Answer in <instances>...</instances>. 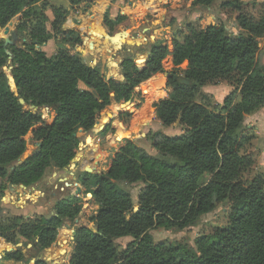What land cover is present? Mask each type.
I'll return each mask as SVG.
<instances>
[{
    "label": "trees",
    "instance_id": "trees-1",
    "mask_svg": "<svg viewBox=\"0 0 264 264\" xmlns=\"http://www.w3.org/2000/svg\"><path fill=\"white\" fill-rule=\"evenodd\" d=\"M213 1L195 0L208 6ZM239 2L228 0L225 4L235 6L242 33L230 34L223 24L209 25L201 30L192 28L183 41L173 43L174 62L189 61L193 84L182 85L173 80L172 96L160 100L155 110L164 126L180 118L181 134H154L152 146L160 158L129 141L116 153L107 172L93 174L98 185L95 199L99 203L95 226L75 230L70 264H264V174L251 180L242 178L254 162L249 154L240 152L253 139L252 134L244 133V120L264 106V64L256 57L259 38L264 36V1L258 19L243 14ZM47 4L46 0H0V28L17 20L16 28L30 40L27 48L5 45L0 40V186L3 181L29 185L51 165H69L78 144L76 129H91L99 111L110 103L109 92L124 101L140 96L139 86L151 76L157 77L168 53L166 45L155 42L140 65L132 59L125 60L127 69L120 82L104 79L98 67L85 64L66 49L49 57L35 49L50 37L43 24ZM60 10L53 7L54 15L60 17ZM117 18L111 21L105 15L104 23L116 22ZM54 23L60 26L62 22L56 16ZM67 32L75 36V44L80 43L82 34L77 28ZM89 32L93 37L90 27ZM262 44L264 47V40ZM8 49L14 62L12 74L17 92L10 88L1 69ZM222 70L237 71L243 77L239 101L234 102L231 95L225 99V116L210 112L191 99L200 82L215 78ZM79 81L85 89L78 87ZM19 97L52 107L54 118L48 121L40 113L23 110ZM28 132L35 140H41L39 150L14 165L13 161L25 150L24 136ZM205 173L210 180L200 185L199 179ZM113 180L145 184L136 211L130 196L119 190ZM224 200L231 203L227 223L199 237L196 249L154 244L151 227L186 228ZM78 208L75 199L65 201L49 219L26 223L18 232L26 238L37 236V244L43 250L53 241L62 216H72ZM8 230L9 226L0 224V236L9 239ZM126 235L136 243L130 244L119 258L114 241ZM33 264L48 262L36 259Z\"/></svg>",
    "mask_w": 264,
    "mask_h": 264
},
{
    "label": "rangeland",
    "instance_id": "rangeland-1",
    "mask_svg": "<svg viewBox=\"0 0 264 264\" xmlns=\"http://www.w3.org/2000/svg\"><path fill=\"white\" fill-rule=\"evenodd\" d=\"M46 1L48 4L44 11L47 19L43 24L50 37L46 44L38 45L35 49L44 51L49 57L66 49L71 55L81 58L85 64L98 67L104 79L120 82L127 69L125 60L132 59L140 65L148 58L150 48L155 42L166 45L168 53L162 61V71L155 74L157 77L153 79V75L139 86L140 96L136 95L129 101H124L118 98L115 92H109L110 103L99 111L91 129L88 131L81 127L76 129L78 144L69 165L63 168L51 165L39 180L29 185L7 181L1 183L0 224L9 226L7 233L10 238L0 236V264H33L36 259L45 260L48 264H70L75 247V230L81 226L90 228L95 226L94 216L99 209V203L95 199L98 185L95 183L93 174L107 172L116 153L129 141L145 153L160 158L161 155L152 146L154 134L158 132L163 137L181 134L180 118L164 126L155 110V105L160 100L172 96L173 80L182 85L192 86L193 84L192 79L189 78L191 75L189 71L192 69L189 61L184 60L180 64L174 62L173 43L183 41L192 28L201 30L209 25L223 24L230 34L243 32L235 18L237 13L235 6L225 4L228 0H214L209 6L197 4L195 0H130L131 9H127V14H119L116 22L105 24L109 28V30L105 28V33L109 35L119 30H126V34H123L124 42L121 49H116L120 45L116 47L108 45V40L111 41V39L106 38L103 42H98L99 47L95 50L91 48L94 47L92 45L81 46L84 53L88 51L92 53L84 55L80 53L82 51L79 49V43L73 42L75 36L69 35L67 31L71 27L77 28L82 34L81 38L89 37L90 32L87 26L89 24L94 33L93 38L97 33L100 38L104 34V28L100 26L99 17L100 21L104 22L105 13L101 11L106 1L102 0L101 3H98L99 0ZM263 1L240 0V10L243 14L258 19ZM85 4L91 6L99 4L102 10L96 12L92 9L88 13H83ZM56 6L62 13L60 17L56 15L57 19H61L60 26L54 25L56 16L53 7ZM89 21L92 22L89 23ZM16 23L17 20L5 29H0V40H4L5 45L27 48L30 40L25 32H19ZM263 40L264 36H261L260 48L263 46ZM6 53L8 57L1 69L10 88L17 92L12 74L14 62L9 49ZM263 56L264 51L257 50L258 62L263 59ZM242 80L241 73L237 71L228 73L222 70L216 73L215 78L200 82L197 89L193 90L191 99L205 106L208 111L225 116L226 113L222 110L225 99L231 95L234 102L239 101ZM78 87L86 88L80 81ZM19 103L23 110L40 113L48 121L54 118L55 112L50 106L25 102L22 97H19ZM260 110L244 120L246 128L244 133L252 134L253 139L259 135L255 144L252 139L249 145L240 149L241 153L249 154L254 162L252 167L243 174L242 178L245 180L264 174V157L260 153L264 148V137L257 124L248 126L249 123H253L250 119ZM24 138L26 146L19 158L36 153L40 147L41 140H35L30 132L25 134ZM209 180L210 175L205 173L199 179V184H205ZM113 181L119 190L130 196L132 208L136 211L139 206V195L145 184L142 181L135 183L125 180ZM74 199L78 202V211L72 216H62L61 222L55 229L54 239L48 247L41 250L37 244V236L26 238L19 234L18 230L24 224L49 219L52 214H55L60 203ZM230 207L229 200L219 201L214 210L200 216L193 225L183 229L176 226L171 228L153 226L149 229V233L156 245L180 244L188 249H196V241L199 237L209 235L227 223ZM134 243L136 241L130 235L115 239L114 245L119 258H122L129 245Z\"/></svg>",
    "mask_w": 264,
    "mask_h": 264
},
{
    "label": "crops",
    "instance_id": "crops-1",
    "mask_svg": "<svg viewBox=\"0 0 264 264\" xmlns=\"http://www.w3.org/2000/svg\"><path fill=\"white\" fill-rule=\"evenodd\" d=\"M105 1H106V3H105V7H104L103 11H101L102 9H101L99 4L98 5H93V6L85 4V6L83 7V13H88L92 9L96 10V12L101 11V12H104L105 15H107L108 18L111 21H114L118 17L119 14L125 15V14H127V9H131V7L129 6L130 5V0H128L127 2H125V0H120V1H117V0H105ZM101 2H102V0L98 1V3H101ZM97 18H98V16H97ZM90 22H92V21H89V23ZM99 23H100L101 28H104V34L105 35L102 34L100 36V38H98L99 33H97L95 35V38H93L94 35L92 37L91 34L89 35V37H82L81 40H80V43H79V45H80L79 49L82 51L80 53H84V49L81 47L84 44H87L88 46L89 45L90 46L91 45L94 46V47H91V48L95 50V49H97L99 47V45H98L99 43L98 42L99 41L103 42L104 40H106V38H110L111 39V41L108 40V42H109V43H107L108 45H112L114 47H116L117 45H120L116 49H121V46H122V44L124 42L123 41V34H126V30H119V31H116L115 33H113L112 35H109V34L105 33V28L107 30H109V28L105 25V23L103 21L102 22L100 21V17H99ZM87 25L89 26V24H87ZM114 26H116V24H114ZM110 36H112V37H110ZM101 46H103V45H101ZM45 47H46V45H45ZM45 47L43 46V48H45ZM260 50L264 51V47L262 46L260 48ZM116 51H119V50H116ZM87 53L88 54H92L91 51H88ZM87 53H84V55H86ZM259 63L264 64V56H263V59L260 60ZM250 120L253 123H249L248 126L249 125L253 126V124L256 126V124H257L258 127L260 128V133L263 134V137H264V108H262ZM258 138H259V135H256V138H254L252 140L253 144H255V142H256V140H258ZM260 153H262L263 157H264V148L260 151ZM263 160H264V158H263ZM260 166L262 167V165H260Z\"/></svg>",
    "mask_w": 264,
    "mask_h": 264
},
{
    "label": "water",
    "instance_id": "water-1",
    "mask_svg": "<svg viewBox=\"0 0 264 264\" xmlns=\"http://www.w3.org/2000/svg\"><path fill=\"white\" fill-rule=\"evenodd\" d=\"M3 69L5 70L6 67L4 66ZM27 157H28V156H25V157H23V158L21 157V158L15 160V161H13V164H14V165H18V164L22 163V162L24 161V159L27 158Z\"/></svg>",
    "mask_w": 264,
    "mask_h": 264
}]
</instances>
